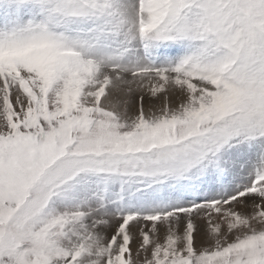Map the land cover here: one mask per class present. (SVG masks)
<instances>
[{"label": "rangeland", "instance_id": "1", "mask_svg": "<svg viewBox=\"0 0 264 264\" xmlns=\"http://www.w3.org/2000/svg\"><path fill=\"white\" fill-rule=\"evenodd\" d=\"M134 2L0 0V264H264V207L226 209L264 197V0ZM99 69L214 92L152 115L156 94L107 95ZM243 162L229 192L181 195Z\"/></svg>", "mask_w": 264, "mask_h": 264}, {"label": "bare ground", "instance_id": "2", "mask_svg": "<svg viewBox=\"0 0 264 264\" xmlns=\"http://www.w3.org/2000/svg\"><path fill=\"white\" fill-rule=\"evenodd\" d=\"M116 2L119 3V6L121 7V11L124 12L128 17L131 18L132 15L134 14V10H136V9H134V6H136L134 0H116ZM2 10H4V8ZM10 13L11 12H9L8 15ZM1 15L3 16V14H1ZM8 15L3 16V17L1 16L0 17V23L2 21L6 20ZM15 15H16V13H15ZM143 48H145L144 44H143ZM141 51L142 50H140V52ZM132 52L136 53L137 51L134 48V51H132ZM142 52H144V50ZM164 52H166V53H163L162 57H161V58L164 59V63H172L171 60H173L174 62L177 63V62L181 61L182 59L185 60L188 57V54L185 52L184 48L181 49V50L172 49L171 48L170 50H167V51L164 48ZM148 53L152 54L151 51H149ZM137 54H138V52H137ZM141 61H144V60H141ZM121 73L125 74L126 72L125 73L121 72ZM131 73H126L125 75H129ZM134 76L135 77H133V78L130 77V79H129V77L122 76V75H120V74H118L116 72H108V71L99 69V70H97V73H96L97 87H101L102 90L104 92H106L107 95H108L109 90H111L110 86H112V87L113 86L114 87H118L119 86L120 87L121 85L125 84L124 82L131 81V84L134 85L133 87H135V89H139L142 93L146 92V93H150V94L153 93V94L157 95L158 99H157L156 103L155 102L154 103H149V106H151V108L153 110L156 109L155 110L156 113L154 112V113H152V115H157L159 113L163 114L162 111H165L167 109L166 111H170L172 114H174V116H178L179 113H180L181 108H183V107L185 108L186 105L189 102H191V101H193L195 99H201V98L206 97V96L209 97V95H211L214 92V89L211 88V86L209 84L210 81H208V83L206 84L204 79H202V78L201 79H197L195 77L196 79H194V81L192 82V85L189 86L188 84L182 83L181 81H177V82L174 83L173 80H171L170 78L164 79L166 77L165 75H164L163 78L161 77L162 79H164L163 81H160L159 79H157V77L159 75H155V76L152 75L150 77H148V76L147 77H145V76L141 77L142 75L138 76V74H137V75H134ZM144 79H146V80H144ZM103 91H102V93H103ZM109 96H110L109 97L110 100L113 101V96H111V95H109ZM120 97L128 99V95L126 93H121ZM195 103H197V102L196 101L192 102V104H195ZM135 104H136V106H133L131 113L128 114V116L130 118L128 120H133L134 117H136L135 116L136 115V111L139 110L140 103L138 101V102H135ZM157 104H160V109H163V110H159L158 108H156ZM241 149L239 147L238 150L234 151V153H238L239 151H241ZM249 153H252V152H249ZM252 154H254V155L250 156L249 154H247V156L245 158H252V159H254L255 163H257L259 161V159H260V156H259L260 153L258 152V153H252ZM241 161H244V160H241ZM258 165L255 164L252 169H244V170H242L241 167L244 166V162L242 164H240V165H236L234 163L228 169L227 168L226 169H222L221 173L219 172L220 170H213V171L211 170L210 172H208V174H206V172L193 174V176L190 178V181L184 182L185 184L180 186L181 195L184 198L188 197V196H185V195H190L189 197H193L192 195H194L196 197L201 198L200 196L208 197V196H218V195H221V193L224 194L225 191L229 192L230 188H232L231 186H233V185H231L232 184L231 181H236L238 178L241 179L242 171H245V170L252 171ZM242 168H244V167H242ZM205 177H206V180H202V178H205ZM199 182H203V183H199ZM237 182H238V180H237ZM175 185L176 184H174V186ZM166 192L167 193L165 195H163V196H167L168 193H170V190L168 189V191L166 190ZM173 193H174V195L177 194L176 192H173ZM190 193H192V194H190ZM243 194H246V193H243ZM239 198L240 199L234 201L233 203L226 205V209L228 208V209L233 210V211L238 212V213H243V212L250 213L252 210H256V208L259 207V206H260V208L264 207V197H262V199L258 200V199H256V197L254 195H252L248 199H246V196H243V195L241 196L240 195ZM126 231H127V229H126ZM95 232L96 233H95L92 241H94L95 238H97V241H101L100 240L101 238H103L104 241H106L107 236L102 235V234H105V232L102 229H98ZM110 232H112V230ZM115 233H117V232H115ZM129 233H133V231H130ZM159 234H161V236H163V234L160 231L157 232V235H159ZM128 236H129V238L132 241H134L135 239H137V240L142 239V238H140V235L138 236V235L130 234ZM131 236L136 237V238H133ZM117 240H118V238H117ZM119 242H120V240L118 241V243ZM179 248L180 247H178V249ZM114 250H115V248L113 250H111V252H107L106 251L105 253L107 255H108V253H110V255H111L112 252H114Z\"/></svg>", "mask_w": 264, "mask_h": 264}, {"label": "crops", "instance_id": "3", "mask_svg": "<svg viewBox=\"0 0 264 264\" xmlns=\"http://www.w3.org/2000/svg\"><path fill=\"white\" fill-rule=\"evenodd\" d=\"M149 51H151V49Z\"/></svg>", "mask_w": 264, "mask_h": 264}]
</instances>
